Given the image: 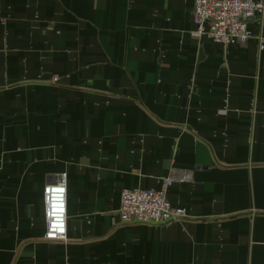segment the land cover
<instances>
[{
  "label": "crops",
  "instance_id": "obj_1",
  "mask_svg": "<svg viewBox=\"0 0 264 264\" xmlns=\"http://www.w3.org/2000/svg\"><path fill=\"white\" fill-rule=\"evenodd\" d=\"M194 4L0 0V264H264V23L225 46ZM173 173L185 219L116 223L124 189Z\"/></svg>",
  "mask_w": 264,
  "mask_h": 264
},
{
  "label": "built area",
  "instance_id": "obj_2",
  "mask_svg": "<svg viewBox=\"0 0 264 264\" xmlns=\"http://www.w3.org/2000/svg\"><path fill=\"white\" fill-rule=\"evenodd\" d=\"M264 23V0H195L193 19L195 32L208 35L225 46L247 42L253 34L250 19ZM189 174L175 173L163 179L160 189H124L118 220L121 224H164L183 220L186 210L174 207L168 199V189L177 182L189 179ZM46 218L45 238L65 240L67 234V176L48 184L43 193Z\"/></svg>",
  "mask_w": 264,
  "mask_h": 264
}]
</instances>
